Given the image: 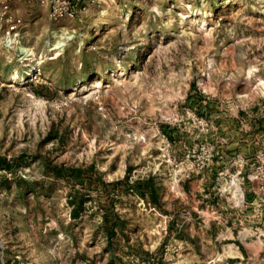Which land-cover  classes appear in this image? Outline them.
Returning a JSON list of instances; mask_svg holds the SVG:
<instances>
[{
  "label": "rangeland",
  "instance_id": "1",
  "mask_svg": "<svg viewBox=\"0 0 264 264\" xmlns=\"http://www.w3.org/2000/svg\"><path fill=\"white\" fill-rule=\"evenodd\" d=\"M76 8L0 31V264H264V0Z\"/></svg>",
  "mask_w": 264,
  "mask_h": 264
},
{
  "label": "built area",
  "instance_id": "2",
  "mask_svg": "<svg viewBox=\"0 0 264 264\" xmlns=\"http://www.w3.org/2000/svg\"><path fill=\"white\" fill-rule=\"evenodd\" d=\"M22 0H0V31L5 35V39L12 43L20 34L23 26V19L12 14V2ZM86 0H40V3L49 8L53 19L72 17L79 13L76 6ZM92 3L103 0H87Z\"/></svg>",
  "mask_w": 264,
  "mask_h": 264
}]
</instances>
